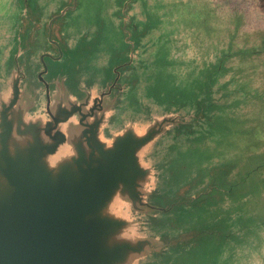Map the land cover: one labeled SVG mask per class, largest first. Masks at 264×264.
<instances>
[{"label": "rangeland", "instance_id": "374dc122", "mask_svg": "<svg viewBox=\"0 0 264 264\" xmlns=\"http://www.w3.org/2000/svg\"><path fill=\"white\" fill-rule=\"evenodd\" d=\"M0 1L6 13V0ZM25 2L33 6L34 17L24 19L22 28L32 72L39 70L41 53L57 52L46 43L51 17L53 37L65 47L63 63L44 60L52 113L77 89V66L81 85L98 97L112 84L113 68L132 58L101 139L111 145L128 129L141 137L164 118L178 120L139 152L142 167L151 171L145 200L151 203L150 192L165 181L168 204L178 203L173 221L168 217L169 226L157 228L154 219L133 209L130 228L136 236L169 240L187 230V245L175 247L168 262L167 250L146 248L135 257L138 264H264V0ZM32 21L42 28L24 33ZM126 32L136 44L133 57L129 45L123 49ZM87 46L99 47L93 56L78 58ZM158 75L165 80L155 82ZM33 104L24 91L16 109Z\"/></svg>", "mask_w": 264, "mask_h": 264}, {"label": "water", "instance_id": "95a60500", "mask_svg": "<svg viewBox=\"0 0 264 264\" xmlns=\"http://www.w3.org/2000/svg\"><path fill=\"white\" fill-rule=\"evenodd\" d=\"M24 1L16 7L6 0L7 12H0V264H138L135 257L146 248L159 254L167 250L168 262L175 247L187 245L183 243L187 230L172 240L166 235L143 238L132 232L130 217L133 209L145 213L157 228L169 226L166 221L173 218L178 203L168 204L165 181L158 191L150 192L154 193L151 203L145 200L151 171L142 167L139 152L158 139L167 125H178L177 118H164L145 136L128 129L111 145L101 139L107 115L114 111L117 93L123 89L121 73L133 66L132 58L113 68L112 84L98 97L81 85L77 66V89L52 113L44 60L63 63L65 47L53 37L56 25L51 17L46 43L57 52L41 53L39 70L32 72L22 28L24 19L34 17L33 6ZM32 23L24 33L42 28ZM109 42L104 44L108 47ZM131 42L126 32L123 49L129 45L133 57L136 44ZM98 47L87 46L77 57H91ZM75 50L74 46L67 51ZM64 79L68 81V74ZM161 80L165 79L158 75L154 81ZM24 91L34 104L17 110ZM111 98L112 106L105 110ZM205 106L202 102L203 119Z\"/></svg>", "mask_w": 264, "mask_h": 264}]
</instances>
